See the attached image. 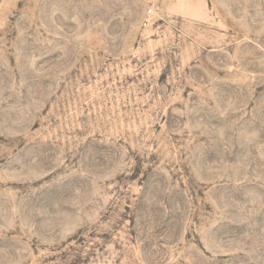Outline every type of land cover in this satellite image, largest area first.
Instances as JSON below:
<instances>
[{
	"label": "rangeland",
	"instance_id": "374dc122",
	"mask_svg": "<svg viewBox=\"0 0 264 264\" xmlns=\"http://www.w3.org/2000/svg\"><path fill=\"white\" fill-rule=\"evenodd\" d=\"M0 264H264V0H0Z\"/></svg>",
	"mask_w": 264,
	"mask_h": 264
},
{
	"label": "built area",
	"instance_id": "2783aa9c",
	"mask_svg": "<svg viewBox=\"0 0 264 264\" xmlns=\"http://www.w3.org/2000/svg\"><path fill=\"white\" fill-rule=\"evenodd\" d=\"M152 15H153V10H149L148 11V18H151L152 17ZM148 20H146L145 22H144V26L146 27V26H148Z\"/></svg>",
	"mask_w": 264,
	"mask_h": 264
}]
</instances>
